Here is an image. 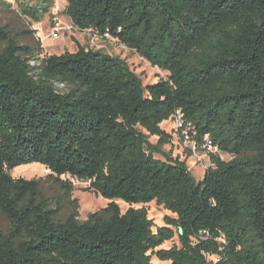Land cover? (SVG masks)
Masks as SVG:
<instances>
[{
    "label": "trees",
    "instance_id": "1",
    "mask_svg": "<svg viewBox=\"0 0 264 264\" xmlns=\"http://www.w3.org/2000/svg\"><path fill=\"white\" fill-rule=\"evenodd\" d=\"M66 1L74 27L168 75L143 85L122 59L82 46L40 57L0 26V264H264V0ZM177 110L192 141L207 135L231 156L210 153L200 179L169 152L154 157ZM33 162L56 197L11 176ZM65 174L107 205L79 220ZM151 201L171 213L163 225L133 206Z\"/></svg>",
    "mask_w": 264,
    "mask_h": 264
},
{
    "label": "rangeland",
    "instance_id": "2",
    "mask_svg": "<svg viewBox=\"0 0 264 264\" xmlns=\"http://www.w3.org/2000/svg\"><path fill=\"white\" fill-rule=\"evenodd\" d=\"M49 5V10L44 12L42 7ZM67 6L66 0H0V26L7 28L16 34V40L20 44L39 47L42 54L51 55L60 54L64 51L73 52L82 46L89 49L100 50L109 55L122 59L129 69L140 78L143 85L154 83L160 79H165L168 75L157 67H153L144 58L140 57L135 51L119 43L116 39L105 35L100 36L90 29L79 30L74 27L69 17L65 14ZM27 10H33L38 19H34ZM20 33H23L20 35ZM37 43L40 45L38 46ZM35 64L36 61H31ZM59 87H61L59 85ZM161 128L171 134V141L159 147L154 153V157L163 160V153H171L172 157H179L183 160L190 170L191 174L200 179L205 169L211 164L210 154L202 145H193V143L178 134L174 122L170 118L160 124ZM157 136H149L148 141L155 145ZM215 155L223 160H229L230 155L214 151ZM13 177H23L26 179H39L40 188L46 195L56 197L59 193L58 185L49 177L48 172L40 163H28L13 168L10 172ZM87 183L78 181L74 184L72 198H76L79 204V220H84L88 213L100 210L105 207L109 200L102 196H96L94 193L86 191ZM96 197H99L97 199ZM121 209L125 211L128 204L115 200ZM134 207H146L148 216L153 219L155 225H163V217L171 215L162 205H157L155 201L145 204H136ZM93 207V208H92ZM69 212V207L64 201L61 211V217ZM8 227V222L3 216H0V231L4 232ZM172 242H166L163 247H169ZM215 260V257H212ZM154 264H170L168 260L161 261L153 259Z\"/></svg>",
    "mask_w": 264,
    "mask_h": 264
},
{
    "label": "built area",
    "instance_id": "3",
    "mask_svg": "<svg viewBox=\"0 0 264 264\" xmlns=\"http://www.w3.org/2000/svg\"><path fill=\"white\" fill-rule=\"evenodd\" d=\"M101 36V35H100ZM172 121L174 122V125L176 127V131H178V134L179 135H182L183 137L189 139L193 145H198L196 144L195 141H192L191 140V135L190 133H194L193 131V127L191 125L190 122H185L182 118V115L180 113L179 110H177L175 112V114L172 116ZM202 146L206 149L207 153H212V154H215L214 151L217 150V148L215 146H213V144L211 143L210 139L208 138L207 135H205L203 137V144ZM218 151V150H217ZM48 173H49V170H46ZM64 179H69L73 184H75L76 182H78L79 180L71 177L69 174H65L63 176Z\"/></svg>",
    "mask_w": 264,
    "mask_h": 264
},
{
    "label": "bare ground",
    "instance_id": "4",
    "mask_svg": "<svg viewBox=\"0 0 264 264\" xmlns=\"http://www.w3.org/2000/svg\"><path fill=\"white\" fill-rule=\"evenodd\" d=\"M44 167V166H43ZM97 199H99V197H96ZM93 208V207H92Z\"/></svg>",
    "mask_w": 264,
    "mask_h": 264
}]
</instances>
